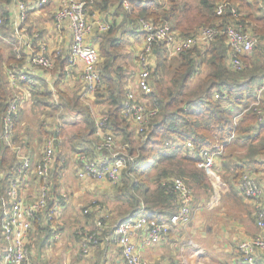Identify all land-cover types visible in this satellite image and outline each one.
Listing matches in <instances>:
<instances>
[{"label":"crops","instance_id":"crops-1","mask_svg":"<svg viewBox=\"0 0 264 264\" xmlns=\"http://www.w3.org/2000/svg\"><path fill=\"white\" fill-rule=\"evenodd\" d=\"M20 1L25 0H15L8 5L9 21L5 25L6 32L2 37V39L10 41L9 47L12 50L11 54H8L7 57L4 56L5 69L7 71L10 69L23 70L29 76L28 80L21 79L14 86L9 83L11 93L19 102L18 120L22 109L32 105L39 106L35 103V97L47 90L52 92V101L57 104L61 105L60 101L66 98L62 95L67 94L70 97H76L82 105H91L95 123L98 124L103 116L99 104L105 106L106 103L97 102L95 96L91 100L93 104L87 100L90 93L87 91L82 78L83 63L79 62L78 65L67 71L72 31L67 24L58 27L55 19L56 10L66 0H50L46 6L37 7L35 11L30 12L24 18L20 16L19 12ZM89 1L94 4L92 0ZM91 3L90 6L95 12L92 11L93 17L108 19L111 28L115 23L122 22L123 15L117 13V4L110 5L109 13H105L97 7L94 8ZM101 33L104 32L95 30L87 37V41L99 45ZM124 38L125 44L131 48L129 52L134 54L132 59L135 65L130 70L129 66H124L118 62V59L123 55L122 51L116 59L115 65L124 69L123 74L126 77L124 87L127 97L129 91L135 92L137 97H141L143 94L138 88V54L143 46L144 36L141 33H129L125 34ZM41 42L46 43L47 53L55 62V66L51 70L35 67L31 63V56ZM206 49L201 48L204 51ZM254 51L245 55L252 67L255 62V56L252 57ZM3 55L6 54L3 53ZM229 55L230 50L226 60L228 67L231 68L228 60ZM171 57L173 56H169V58ZM257 59L259 60L260 57ZM153 60L156 66V54ZM205 65L209 70V66ZM63 68H65L66 75L62 81L56 84L60 69L63 71ZM202 68L197 72L198 75L202 74ZM54 70L57 72L54 73ZM262 79L264 78L261 77ZM102 88L103 85L100 89ZM253 99L254 97L251 100ZM243 106L236 105L230 109L236 125L242 114L247 111ZM106 110L107 107L104 108L103 112L105 113ZM128 122L137 130L135 122L131 120ZM16 129L12 144H8L9 147L1 151L2 166L4 165L3 169L7 179L10 177L17 178L16 168L20 165L22 154L26 152L31 156L33 161L31 170L18 178L19 193L26 200H31L37 196L39 191V177L36 167L42 157L43 150L41 149V155L38 157V154L34 153L29 146V137L23 136L22 138L18 133V125ZM237 129L233 133V140L226 146L224 153L216 163L215 169L218 177L214 178L206 171L207 178L213 184L214 194L211 196L203 195L197 200L193 191L194 200L190 223L187 225L174 224L167 237L159 242H145V238L148 236L147 228L137 230L133 234L138 252L149 264H248L239 249V243L241 240L258 236L261 230L256 222L253 201L246 198L240 189L242 177H239L238 180H235L234 177L241 169L256 175L257 181L263 188L262 201L264 202V152L258 150L259 141L256 140L253 143L250 135H240L237 133ZM110 131L114 132L113 127ZM258 132L259 130L255 129L253 134ZM53 133L55 161L51 168L53 182L50 190V209L54 208L57 215L51 221L48 218V212H43L35 222L27 237L32 257L35 254L36 264H56V256L62 252L64 264H125L114 233V225L135 214L131 213L132 203L128 197L132 190L128 189L124 182L127 168L123 171L121 182L115 184L106 178L99 179L83 175L80 157L75 156L76 161L79 162L80 160V164L76 162V170L65 167V163L60 161L57 155L65 154L57 149L60 138L55 131ZM102 135L96 132L88 135V137L98 139ZM49 139L51 138L45 140L48 141ZM95 142L92 144V150L89 151L94 155L96 151ZM233 144L236 149L227 152L229 146L231 147ZM154 182V186L148 184L150 186L148 191L150 202L142 203L146 204V211L150 215L156 212L157 214L160 213L158 219L167 218L176 211L177 201H175L174 208L168 203L169 200L167 201L164 195H157V182ZM101 215L108 220L109 226L98 224ZM85 242L89 244L90 250L88 252L82 251ZM256 259L259 263L264 264V250L259 249L256 252Z\"/></svg>","mask_w":264,"mask_h":264},{"label":"built area","instance_id":"built-area-1","mask_svg":"<svg viewBox=\"0 0 264 264\" xmlns=\"http://www.w3.org/2000/svg\"><path fill=\"white\" fill-rule=\"evenodd\" d=\"M135 0H122L125 9L130 10ZM146 1V0H141ZM254 1V0H248ZM50 0H34L32 6L38 8L46 6ZM264 10V0H259ZM231 13L239 16L238 4L231 3ZM87 0H66L55 12L57 26L67 24L72 31L70 54L68 55L67 71L82 62L83 82L87 91L94 94L102 86L101 71L98 68L100 61L99 46L89 43L87 37L95 30L106 32L111 28L108 19L93 17L87 9ZM227 2H219L217 13L223 14L227 9ZM29 4L19 2V12L22 18L26 17ZM3 18L0 15V38L2 37ZM242 24L229 23L223 30L219 25H206L197 29L192 34H182L171 23L157 22L151 17H140L136 23L138 33L144 36V43L138 54L139 72L138 88L143 94L137 97L135 92H128V97L121 110L122 116L137 125V131L147 137V130L160 112L157 97L154 96L152 73L155 67L154 56L156 48L164 46L168 56H175L193 48L209 47L221 33L226 34V41L230 46L229 64L234 70H243L248 67L245 56L258 47V39L249 29H243ZM33 66L51 70L55 66L53 58L47 53V45L41 42L31 56ZM9 81L12 86L21 79L28 80L26 71L10 69ZM30 80V79H29ZM254 99L245 108H253L264 118V79L252 89ZM215 98H220V92L214 93ZM19 115V102L13 98L3 118V138L7 144H12L16 132V120ZM108 115L100 119L97 124V133L103 134L98 138L95 146V155L82 152L79 156L82 163V174L87 177L109 179L118 184L121 182L124 169L127 168V156L117 150L116 134L110 131ZM109 126V129H108ZM230 137L229 143L233 140ZM227 143H216L213 147H204L198 154L194 143L188 140L184 143V154L198 158L197 165L217 178L216 163L224 153ZM55 161L54 140L49 139L43 146L42 157L36 167L39 177L38 195L26 200L19 193L18 178L28 173L32 168L31 156L24 152L20 165L16 168L17 178L7 179L0 160V264H36L32 258L31 249L27 242L35 222L43 212H48L49 220H54L57 211L50 209L51 168ZM6 183V189L3 190ZM9 183V185H8ZM240 189L243 195L252 200L255 208V217L260 234L252 239L241 240L239 249L248 264H263L256 259V252L264 250V202L262 201L263 188L251 172H244L240 180ZM167 190L176 195L177 209L167 218L152 217L145 208V204L132 216L114 225V233L120 247L121 257L125 264H149L138 252L133 239V234L142 228H147L148 236L145 242L153 243L164 240L174 224L187 225L191 220L194 194L192 187L182 177L173 178ZM4 192V193H3ZM7 193V194H6ZM100 226H109L108 220L101 215L98 220ZM95 238V237H94ZM93 238V241L95 239ZM90 250L88 243H83V252Z\"/></svg>","mask_w":264,"mask_h":264},{"label":"trees","instance_id":"trees-1","mask_svg":"<svg viewBox=\"0 0 264 264\" xmlns=\"http://www.w3.org/2000/svg\"><path fill=\"white\" fill-rule=\"evenodd\" d=\"M13 1L15 0H1L3 3L0 7V15L3 18L1 26L3 33L6 32L5 25L9 21L8 5ZM25 1L29 4L27 14L37 9L36 6H32L34 0ZM87 1L91 3L89 0ZM213 1L202 0L201 3L206 7L208 13L216 16L215 19H220L214 24H218L223 30L229 23H240L243 29H250L247 26L253 14L249 10H245V7H254L258 10L261 8L259 0H230L225 12L218 14L216 9L219 2ZM92 2L95 6L103 9H108L110 5L117 4V13L123 15L122 22L115 23L111 29L99 35V40H101L100 51L104 57L102 63H104L101 67L103 88L98 89L97 93L102 92L104 94L100 99H97V102H107L109 105L105 113L109 117L108 122L110 127H113L114 132L116 134L121 132L128 136L131 132L126 125H122L124 118L121 116V110L127 99L124 87L126 77L123 74L124 69L115 65L116 59L120 56L118 48L124 44L125 34L138 33L136 23L140 17H152L157 22L167 21L182 34H192L193 31L188 32L189 27L183 26L190 19L188 12L192 7L189 2L184 0H169V6L166 5L165 0H135L130 10L123 8L122 0H92ZM231 3L238 4V17L231 13ZM261 12L262 14L257 17L264 21V10L262 9ZM109 31H113V33H109ZM254 34L259 39L258 35ZM156 49L157 64L152 73V84L154 86L153 94L157 97L160 105V112L147 130V139L144 142L146 145L144 144V147L141 148L144 154L134 164L137 167L142 165L149 169L158 167L159 163L163 161L166 163L152 179L157 182L156 194L164 195L166 200H169L168 203L175 208L176 195L167 190L174 176L184 177L186 180V177H190L197 184L207 185V173L206 170L197 166L198 158L184 154L186 141L191 140L199 154L202 148L213 147L218 142L228 145L230 137L238 128L237 133L240 135H250L253 143L256 140L259 141L258 150L264 152V118L260 119L259 114L254 109H250L242 114L236 125L234 115L230 113L232 106H248L254 97L251 92L252 89L257 82H260L261 77L264 78V61H262L263 53L261 52L257 55L260 57L259 60L257 56L256 59L254 58L253 67L248 63L246 56H241L247 61L248 67L243 70L229 68L226 59L230 46L226 42V34L224 33H221L205 51L195 47L169 58L163 45ZM252 56L254 57V54ZM205 63L209 66L208 73L202 81L188 91L189 81ZM5 68L4 56L0 54V160L1 151L9 147L3 138V118L14 98L9 87V73ZM64 69L63 71L60 69L56 84L64 79L66 75ZM163 70H170L172 74L167 85L162 83L161 73ZM56 72L54 70V73ZM216 91L220 92V98L214 97ZM62 96L70 97L67 94ZM35 99L36 105L45 103L48 107L54 108L60 105L52 101L53 94L47 90L45 93L37 95ZM70 103L78 105L79 100L74 97L70 99ZM90 110H86L85 116L83 115L86 117L87 127L84 135L86 137L97 132L95 119ZM18 121L17 118L16 128ZM255 129L259 130L257 134H253ZM135 170H137L135 167H129L124 178L125 186L132 190L131 194H128L129 201L132 203L131 213L137 212L142 207V202H150L148 199L150 186L130 177V172ZM244 172L245 170L241 169L240 177L243 176ZM159 215L160 213L155 212L151 216L158 218Z\"/></svg>","mask_w":264,"mask_h":264},{"label":"rangeland","instance_id":"rangeland-1","mask_svg":"<svg viewBox=\"0 0 264 264\" xmlns=\"http://www.w3.org/2000/svg\"><path fill=\"white\" fill-rule=\"evenodd\" d=\"M179 1H183V0H179ZM184 1L189 2V5L192 7L190 11L188 12L190 19L185 22V25H183V26L189 27L188 32L193 31L194 33L200 27L206 26V25H215L214 23H217L220 20L218 18L215 19L216 16L214 14L208 13V10L206 9V7L201 3L202 0H184ZM227 1H230V0H214L213 2L217 3V2H227ZM2 3L3 2H1L0 0V7ZM165 3L166 5L169 6V0H165ZM237 3L239 4V1H237ZM93 5H94V8L97 7L95 6V4ZM87 9L90 13H92V11L93 13H95L93 8L90 6V3H88ZM99 9L102 12L105 11V13H109L108 9H103V8H99ZM245 10H249L253 14L250 17V22L248 23L247 27L250 28L252 31H254L259 37V39L257 38L258 47L254 49L255 50L254 58L256 59L257 57H259L257 55L261 54L262 52L263 55L261 58H262V61H264V21L260 20L257 17L258 15L262 14V12L260 9L258 10L257 8L255 9L254 7L252 8L245 7ZM109 33H113V31L112 32L109 31ZM2 37H4L3 32H2ZM2 37L0 38V54L3 55V53H5L6 55H3V56L7 57V55L11 54L12 52V50L9 47L10 41L2 39ZM127 41H128V37H127ZM100 43H101V40H100ZM100 43L98 45L99 47H100ZM118 50H120V52L121 51L123 52V55L121 58L118 59V62L120 64H123L124 66L125 65L129 66L131 70L133 66L135 65L132 59L134 54L129 52L131 51V48H128L127 44H125V41H124V44L122 46H119ZM103 58L104 57L101 55L100 61L98 63V68L100 70L104 63V62L102 63ZM205 64L202 65L203 67L201 71L202 74H199V75L197 74L192 79V81L189 82V88L187 89L188 91L194 88L200 81H202L204 77L206 76V74L208 73L209 70ZM171 75L172 74L170 70L162 71L161 76L163 77L162 83L164 85H167L169 83L171 79ZM103 94L104 93L102 92L95 93V95L89 94L90 96L87 100H90V101L93 100L94 96L96 99H100ZM41 98L44 99L45 97H41ZM72 98H74V96L66 97L65 99L61 100L60 101L61 105H59V107L57 108L48 107L47 104L42 103V104H37L39 106L32 105L29 108L22 109V113L20 115L19 122H18V133L22 136V138L23 136L29 137V146L32 148L34 153L36 152L38 154V157H39V155H41V152L43 150V146L46 142L45 139L47 138L52 139V137H54L53 132L55 131V133L58 135V138H60L59 142L57 143L58 145L57 149L65 153L64 155L63 153L61 154L56 153L59 157V160L65 163L66 165L65 167H68L70 169L74 168L76 170V162L77 164H80V160L78 162L75 160V158L79 157L82 152L91 151L93 148L92 144L97 139L95 137L90 139V137L84 136L86 127H87L86 117H84L85 116L84 112L86 110H90L91 105L89 104L82 105L80 102L78 103V105H74V103H70V99ZM251 101L252 100H250L249 104L251 103ZM92 102L93 101H91V103ZM104 103H106L105 106L99 104V109L101 111V114H103L102 117H104V114L107 115L106 113L103 112L104 108L105 107L109 108L108 107L109 105H107V102H104ZM243 107H246V106H243ZM260 107L264 108V103H262ZM250 109H253V108H250ZM108 120H109V117H108ZM127 121L129 120L124 119L122 125L123 126L126 125L128 130L131 133L128 136H126L124 133H121V132L117 133V136H116L117 150L120 151L121 153L123 152V154H125L128 157L127 158L128 164H127L126 170H128L129 167L131 166L137 169L134 172H130L131 178L136 179L137 181L143 182L144 184H147V185L149 184V185L154 186L155 182L152 178L156 176V172L166 163L163 161L159 163L158 167H151L149 169H147L146 167L142 165L138 167L135 166L134 163L136 162V160L141 158L142 155L144 154L141 148L144 147V144L146 145V143L144 142L146 141L147 137H145L144 135H141L136 129H134V127L129 125ZM233 149H236L234 144L231 147L229 146V148L227 149V152H229L230 150L232 151ZM7 162L9 163V161ZM1 165H2V161H1ZM177 177H180V176H177V175L174 176V178H177ZM239 177H240V172L234 177V179L238 180ZM182 178L184 179V177ZM186 178L187 180L186 179L184 180H186L187 183L190 184V186H192L193 191L195 193V198L197 200H199L201 196L203 195L211 196L212 194H214L213 184L208 178H206L207 185L197 184L195 181L192 180V178L190 177H186ZM52 182H53V179L51 178V187H52ZM5 189H6V183H5V187L3 188V190ZM32 252L34 254L33 248H32ZM35 253H36V250H35ZM33 256L34 257L32 258H34L33 260L36 263L35 254ZM56 264H64V255L62 252L56 256Z\"/></svg>","mask_w":264,"mask_h":264}]
</instances>
